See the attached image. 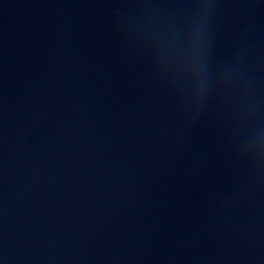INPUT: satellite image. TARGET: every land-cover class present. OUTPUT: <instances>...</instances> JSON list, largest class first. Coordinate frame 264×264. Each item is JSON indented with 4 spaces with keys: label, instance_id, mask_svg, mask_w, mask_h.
<instances>
[{
    "label": "water",
    "instance_id": "water-1",
    "mask_svg": "<svg viewBox=\"0 0 264 264\" xmlns=\"http://www.w3.org/2000/svg\"><path fill=\"white\" fill-rule=\"evenodd\" d=\"M0 264H264V0H0Z\"/></svg>",
    "mask_w": 264,
    "mask_h": 264
}]
</instances>
